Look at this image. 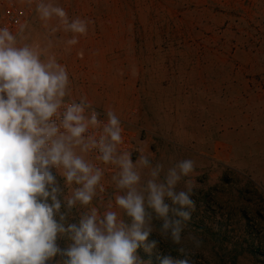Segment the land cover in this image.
<instances>
[{
  "label": "rangeland",
  "instance_id": "rangeland-1",
  "mask_svg": "<svg viewBox=\"0 0 264 264\" xmlns=\"http://www.w3.org/2000/svg\"><path fill=\"white\" fill-rule=\"evenodd\" d=\"M53 2L70 18L91 21L87 35L65 51L72 34H50L36 13L20 43L43 49L51 39L47 54L66 66L72 97L113 109L153 163L194 161L185 179L196 209L183 241L192 246L188 234L202 241L193 264H264V0ZM110 178L89 206L101 213L114 192ZM88 211L77 205L65 226ZM148 240L158 247L151 254L137 249L145 264L179 255L155 232ZM56 243L66 249L72 241L58 235ZM66 259L58 254L46 264Z\"/></svg>",
  "mask_w": 264,
  "mask_h": 264
},
{
  "label": "clouds",
  "instance_id": "clouds-1",
  "mask_svg": "<svg viewBox=\"0 0 264 264\" xmlns=\"http://www.w3.org/2000/svg\"><path fill=\"white\" fill-rule=\"evenodd\" d=\"M36 12L50 34H72L65 51L87 35L91 23L70 18L53 0H37ZM54 18L57 24L49 27ZM25 27L15 34L0 28V264H46L58 254L67 257L63 264H145L137 249L151 254L158 247L148 240L154 232L179 254L158 257L159 264H193L202 241L192 234L191 247L183 241L196 209L193 183L185 179L194 161L166 167L141 149L134 163L131 152L120 148L123 128L116 112L107 108L100 119L86 96L73 98L66 66L47 54L52 40L43 49L21 44ZM92 154L99 164L88 158ZM100 165L111 166L114 186L102 213L89 207L105 191ZM77 205L89 211L65 226ZM58 235L72 241L68 248L58 247Z\"/></svg>",
  "mask_w": 264,
  "mask_h": 264
},
{
  "label": "built area",
  "instance_id": "built-area-1",
  "mask_svg": "<svg viewBox=\"0 0 264 264\" xmlns=\"http://www.w3.org/2000/svg\"><path fill=\"white\" fill-rule=\"evenodd\" d=\"M36 3L37 0H0V28L8 27L10 31L14 34L19 30L21 25H25V30L33 20L36 15ZM25 32V31H24ZM96 111L100 114V119H105V112L96 108ZM121 120V119H120ZM122 122V137L123 143L120 148L123 151L131 152V159L134 162L138 151L140 150V138L136 136L129 130L126 123ZM94 154L90 155L88 158L94 163L99 164L98 161L93 159ZM106 169L105 176H111L113 169L111 166L100 165ZM55 170V169H53Z\"/></svg>",
  "mask_w": 264,
  "mask_h": 264
},
{
  "label": "crops",
  "instance_id": "crops-1",
  "mask_svg": "<svg viewBox=\"0 0 264 264\" xmlns=\"http://www.w3.org/2000/svg\"><path fill=\"white\" fill-rule=\"evenodd\" d=\"M110 187H112V184L110 185ZM111 189V188H110ZM114 210L116 209L115 207L113 208Z\"/></svg>",
  "mask_w": 264,
  "mask_h": 264
},
{
  "label": "trees",
  "instance_id": "trees-1",
  "mask_svg": "<svg viewBox=\"0 0 264 264\" xmlns=\"http://www.w3.org/2000/svg\"><path fill=\"white\" fill-rule=\"evenodd\" d=\"M148 258L146 257V260H147ZM152 262H154V260H152Z\"/></svg>",
  "mask_w": 264,
  "mask_h": 264
}]
</instances>
